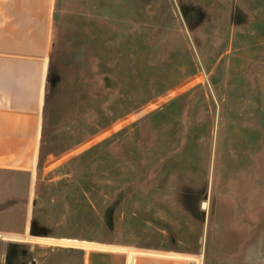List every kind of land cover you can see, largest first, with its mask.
Segmentation results:
<instances>
[{"label": "rangeland", "instance_id": "obj_1", "mask_svg": "<svg viewBox=\"0 0 264 264\" xmlns=\"http://www.w3.org/2000/svg\"><path fill=\"white\" fill-rule=\"evenodd\" d=\"M47 86L0 264H83L91 242L264 264V0H56Z\"/></svg>", "mask_w": 264, "mask_h": 264}, {"label": "crops", "instance_id": "obj_2", "mask_svg": "<svg viewBox=\"0 0 264 264\" xmlns=\"http://www.w3.org/2000/svg\"><path fill=\"white\" fill-rule=\"evenodd\" d=\"M55 7L56 0H0V233L12 237L29 229ZM99 245L84 248L83 264L188 260L141 251L130 261V248Z\"/></svg>", "mask_w": 264, "mask_h": 264}, {"label": "bare ground", "instance_id": "obj_3", "mask_svg": "<svg viewBox=\"0 0 264 264\" xmlns=\"http://www.w3.org/2000/svg\"><path fill=\"white\" fill-rule=\"evenodd\" d=\"M64 243H66V244H70V243H73V241H71V240H67V241H64ZM76 243H78V242H76ZM118 248V247H117ZM134 249V248H133ZM130 251H132V257L130 258V261H132V259L134 258V255H136V253H139V252H141V251H136V250H131V248L129 249ZM147 251H145V253H146ZM148 253H153V251L151 252H149L148 251ZM143 254V253H142ZM158 254V253H157ZM160 254V253H159ZM168 255V254H167ZM191 259H193V258H191ZM196 261V260H195ZM130 264H131V262H130Z\"/></svg>", "mask_w": 264, "mask_h": 264}]
</instances>
